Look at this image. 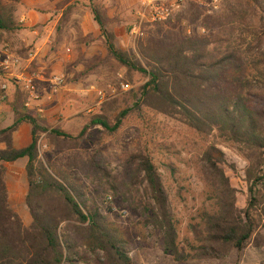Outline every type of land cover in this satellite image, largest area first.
Returning <instances> with one entry per match:
<instances>
[{"label": "rangeland", "instance_id": "374dc122", "mask_svg": "<svg viewBox=\"0 0 264 264\" xmlns=\"http://www.w3.org/2000/svg\"><path fill=\"white\" fill-rule=\"evenodd\" d=\"M212 1L183 0L174 18L163 23L161 33H170L168 40L202 34L204 16L219 12L225 4L248 0H217V9L212 8ZM92 3L102 7L109 18L118 49H136L139 41L147 42L157 36L150 34L153 31L150 26L142 27L141 35L131 34L137 0H0V11L11 13L20 25L16 33L0 34V52L8 47L11 53L22 57L21 66L12 75L2 72L3 77L0 76V82L8 85L6 98L0 100V129L15 120L11 105L16 86L21 85L15 75L20 73L34 78L43 105L41 113L25 106L21 111L33 114L49 130L59 128L70 137L78 136L93 115L100 113L101 104L117 99L113 117L123 109L130 110L116 133L108 134L100 126H91L78 144L60 147L49 144L43 133L40 154L43 158L47 154L46 158L56 166L57 175L67 177L85 196L88 205L96 204L103 209L132 264H264V205L259 209L257 231L245 249L230 250L221 258L193 256L186 261H177L165 251L161 228L149 222L141 209L132 206L140 196L144 201L150 199L144 191L145 183H141L143 175L135 171L130 159L147 153L162 178L172 218L177 222L178 243L186 251L192 245L197 246L193 227H202V212L216 207L215 191L203 175V152L210 141L202 139L179 118L135 108L138 90L145 80L108 55L106 40L92 17ZM258 11L261 14L262 8ZM262 24L255 19L252 25L258 29ZM255 38L246 33L240 39L239 51L246 62L243 92L264 95V38ZM31 49L35 52L33 58L27 56ZM56 76L62 83L51 94V80ZM216 144L228 158L240 164L241 170L245 168L246 158L238 146L222 141ZM95 154L99 167L91 162ZM13 165L5 179L7 196L11 195L8 203L28 227L32 217L26 205L25 167L22 175V167ZM227 174L236 189L237 207L246 208L249 194L243 171ZM128 187L133 190L132 197ZM135 189H139L140 196ZM84 228L72 221L60 226L61 235L69 237L76 246L74 264H111L103 250L89 247Z\"/></svg>", "mask_w": 264, "mask_h": 264}, {"label": "trees", "instance_id": "16d2710c", "mask_svg": "<svg viewBox=\"0 0 264 264\" xmlns=\"http://www.w3.org/2000/svg\"><path fill=\"white\" fill-rule=\"evenodd\" d=\"M258 8H262L261 14ZM90 9L106 40L108 55L145 80L138 90L135 108L179 118L202 139L210 141L203 152V175L215 191L216 207L202 212V227H193L197 246L186 251L178 243L177 222L172 218L162 178L147 153L130 159L135 171L143 175L141 183H145L144 191L150 199L144 201L139 189H135L140 197L132 206L141 209L149 222L161 228L165 251L177 261L193 256L221 258L230 250L242 251L257 231L259 209L264 205V95L243 92L246 62L239 48L246 33L257 40L264 38V0L225 4L219 12L203 17L202 34L168 40L170 33H161L163 24H145L143 27H153L150 34L157 36L147 42L139 41L136 49L131 50L117 48L108 25L110 20L102 7L92 3ZM255 19L263 23L258 29L252 25ZM19 30L20 25L11 13L0 11V34ZM27 99L22 85L16 86L11 105L15 120L0 129V144H4L0 148V264H74L76 246L60 233L61 224L71 221L85 227L89 247L103 250L111 264H132L103 209L88 205L67 177L57 175L47 154L44 158L40 154L41 134L46 133L47 142L54 146L76 145L91 126H100L108 134L116 133L130 109L113 117L117 99L104 102L100 113L93 115L79 135L70 137L59 128L49 130L33 114L21 111ZM22 123L30 124L31 141L18 149L13 146L12 135ZM216 141L238 146L246 158L245 168L241 170L236 160L228 158ZM97 156L93 155L91 162L99 167ZM22 158L26 159V205L32 217L28 227L8 203L5 180L10 167ZM240 171L245 175L249 194L244 209L237 207L236 189L227 174ZM127 190L132 197L133 190Z\"/></svg>", "mask_w": 264, "mask_h": 264}, {"label": "built area", "instance_id": "2783aa9c", "mask_svg": "<svg viewBox=\"0 0 264 264\" xmlns=\"http://www.w3.org/2000/svg\"><path fill=\"white\" fill-rule=\"evenodd\" d=\"M183 0H137V7L135 9V22L131 29V34L138 36L142 34V27L145 24H163L174 18L182 7ZM212 8L217 9V0L212 1ZM29 58L35 56L34 51L27 53ZM22 57L13 54L8 47H3L0 52V70L5 74L12 75V72L21 66ZM17 83L21 84L23 89L28 94V99L24 103L26 109H34L38 113L43 111L41 103V96L35 86L34 78L32 76H25L20 73L15 75ZM62 83L60 77H53L51 80V94L58 91ZM127 86V85H124ZM8 93V85L0 82V100H4ZM49 94V97L51 96Z\"/></svg>", "mask_w": 264, "mask_h": 264}, {"label": "crops", "instance_id": "0c3cea01", "mask_svg": "<svg viewBox=\"0 0 264 264\" xmlns=\"http://www.w3.org/2000/svg\"><path fill=\"white\" fill-rule=\"evenodd\" d=\"M30 141H31V126L28 123H22L12 135L13 146L19 149V148L27 146L30 143ZM1 148H4V147H1ZM25 164H26V159L22 158L16 161L13 166L22 167V175H24ZM8 200L11 201L10 193L8 194Z\"/></svg>", "mask_w": 264, "mask_h": 264}]
</instances>
